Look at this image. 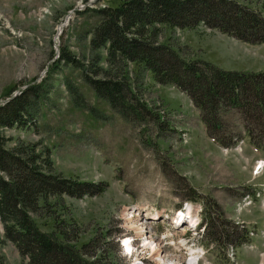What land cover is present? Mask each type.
Masks as SVG:
<instances>
[{"label": "rangeland", "instance_id": "374dc122", "mask_svg": "<svg viewBox=\"0 0 264 264\" xmlns=\"http://www.w3.org/2000/svg\"><path fill=\"white\" fill-rule=\"evenodd\" d=\"M239 1L264 15V0ZM118 2L0 0V102L40 84L26 123L3 130L7 147L37 143L48 149L56 173L106 184L100 193L52 199L54 206L32 218L40 230L75 229L71 236L78 246L97 243L110 264H264V149L247 136L241 112H219L226 137L239 136L236 147L224 148L208 134L190 96L175 85L145 75L142 99L155 115L128 119L87 84L90 33L100 19L96 9ZM160 41L225 70L264 71V43H243L203 25L164 28ZM103 55L100 64L107 66ZM257 163L261 171L255 175ZM209 201L217 208L201 235L173 222L184 207L203 216ZM242 230L249 231L247 243L233 238ZM125 236L135 239L132 257L123 250ZM2 239L0 221V264H26ZM147 239L157 253L146 247Z\"/></svg>", "mask_w": 264, "mask_h": 264}, {"label": "trees", "instance_id": "16d2710c", "mask_svg": "<svg viewBox=\"0 0 264 264\" xmlns=\"http://www.w3.org/2000/svg\"><path fill=\"white\" fill-rule=\"evenodd\" d=\"M96 13L100 19L90 33L93 54L84 72L99 98L128 119L154 116L142 99L148 75L157 84L175 85L188 94L217 144L233 147L238 142L236 134L226 137L219 117L221 108L236 109L246 121L247 136L264 149V71L225 70L186 58L171 43L160 41L164 28L203 25L249 44H263L264 15L260 11L239 0H119L114 6L96 9ZM103 51L107 66L100 64ZM39 87V83L29 84L0 103L1 241L11 242L26 264H110L97 243L92 248L86 243L78 246V238L71 236L75 229L40 230L31 216L39 215L45 206H54L52 199L81 198L104 191L106 185L97 187L94 182L56 173L48 149L38 148L37 143L7 147L3 130L26 123L40 96ZM190 188L197 200L200 195ZM206 207L203 219L207 225L213 222L212 209L217 203L209 201ZM239 236L243 242L250 241L247 230L233 234V238Z\"/></svg>", "mask_w": 264, "mask_h": 264}, {"label": "bare ground", "instance_id": "6f19581e", "mask_svg": "<svg viewBox=\"0 0 264 264\" xmlns=\"http://www.w3.org/2000/svg\"><path fill=\"white\" fill-rule=\"evenodd\" d=\"M260 161H258V163H259ZM258 163H257V165H256V167H255V170H256V172H255V174H260V171H259V169H258ZM254 170V171H255ZM146 217V216H145ZM144 217V218H145ZM184 217H185V214H184V212L183 211H181L179 214H178V216H176L175 218H176V223H178V225L179 226H182L183 224H180V222H181V220L182 219H184ZM174 218V219H175ZM191 221V223L192 224H194L195 223V221L193 220V219H191L190 220ZM137 231H139V230H137ZM145 229H143L142 231H141V234H139V235H141V236H144L145 235ZM126 241V240H125ZM145 245H146V247H149V248H151L152 249V251L154 252V253H157L158 251H157V248H158V246H156L155 245V243L153 242V241H149V239H147V241L145 240ZM133 241L131 240V239H127V241L124 243V241H123V244L122 245H125L124 246V248H125V250H126V252H131L132 251V248H133ZM156 246V247H155ZM134 253V252H133ZM158 259H159V261L161 262L162 261V257L160 256V255H158Z\"/></svg>", "mask_w": 264, "mask_h": 264}, {"label": "water", "instance_id": "95a60500", "mask_svg": "<svg viewBox=\"0 0 264 264\" xmlns=\"http://www.w3.org/2000/svg\"><path fill=\"white\" fill-rule=\"evenodd\" d=\"M17 94H18V92H15V93L12 95V97L15 96V95H17ZM10 98H11V97L7 98L6 101L9 100Z\"/></svg>", "mask_w": 264, "mask_h": 264}, {"label": "crops", "instance_id": "0c3cea01", "mask_svg": "<svg viewBox=\"0 0 264 264\" xmlns=\"http://www.w3.org/2000/svg\"><path fill=\"white\" fill-rule=\"evenodd\" d=\"M264 184V183H263Z\"/></svg>", "mask_w": 264, "mask_h": 264}]
</instances>
